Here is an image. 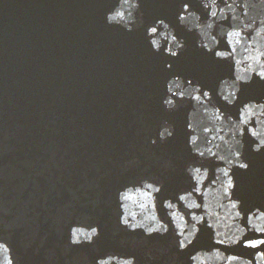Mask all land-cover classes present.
Wrapping results in <instances>:
<instances>
[{
	"label": "water",
	"instance_id": "95a60500",
	"mask_svg": "<svg viewBox=\"0 0 264 264\" xmlns=\"http://www.w3.org/2000/svg\"><path fill=\"white\" fill-rule=\"evenodd\" d=\"M115 2L0 0V264H89L108 251L146 264L137 248L121 242L143 233L119 226L116 190L158 176L164 179L162 201L186 186L180 167L193 158L184 148L191 102L166 113L160 104L164 81L173 73L191 76L214 93L218 79L231 76L232 65L195 49L194 35L177 24V0L141 3L145 25L163 16L184 36L190 47L177 57L153 52L143 25L128 32L106 24L105 11ZM186 2L206 18L199 0ZM164 61L172 67L165 69ZM240 98H264V81L243 84ZM165 118L176 126L174 138L150 145L148 138ZM246 143L251 166L234 169L235 195L245 207L264 203V151L251 152L252 141L246 137ZM133 158L138 163L129 165ZM168 159L175 169L163 168ZM222 218L224 228L231 227ZM249 220L264 224V209L242 216L246 232L226 250L258 264L264 260V231ZM89 222L101 225L95 246L66 247L69 226L87 233ZM171 238L144 239L167 244ZM209 243L210 232L202 226L179 255Z\"/></svg>",
	"mask_w": 264,
	"mask_h": 264
},
{
	"label": "clouds",
	"instance_id": "9594fccd",
	"mask_svg": "<svg viewBox=\"0 0 264 264\" xmlns=\"http://www.w3.org/2000/svg\"><path fill=\"white\" fill-rule=\"evenodd\" d=\"M141 3L142 0H117L105 11V23L128 32L143 25L147 44L153 52L162 50L165 56L171 57L186 52L190 45L166 18L158 16L144 24ZM199 4L206 18L186 0H177V24L194 35L195 49L211 54L214 60L227 61L232 65V73L218 79L214 93L191 76L173 73L164 81L160 104L166 113L191 102L185 118L184 148L193 158L183 160L180 167L186 186L160 201L158 193L164 179L145 176L122 185L115 193L119 226L127 232L143 233L139 240L121 238V242L137 248L146 264L157 261L159 264H248L237 253L226 249L237 246L238 237L246 232L242 216L264 209V203L243 206L235 195L237 177L234 174L235 168L248 170L251 166L245 155L246 137L252 141L251 152L264 151V98H240L243 84L254 79L264 81V0H199ZM171 67V61H164L165 69ZM223 105L234 106L235 110L226 111ZM175 133V124L162 119L148 143L165 144ZM209 161L214 167H210ZM128 163L133 165L138 161L133 158ZM176 167L173 159L163 164L165 170ZM217 208L220 213L216 212ZM222 214L227 216L231 227L224 228ZM248 222L256 231H264V224ZM88 224L87 233L69 226L65 246H95L101 225ZM202 226L210 232L209 245L193 248L182 258L179 254L194 244ZM169 233L172 238L167 244H153L144 239ZM217 240L225 248L217 246ZM112 261L138 264L135 255L111 251L96 255L89 264H111ZM258 264H264V260Z\"/></svg>",
	"mask_w": 264,
	"mask_h": 264
}]
</instances>
